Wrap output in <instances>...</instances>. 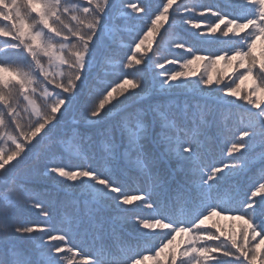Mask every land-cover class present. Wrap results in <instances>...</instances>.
I'll list each match as a JSON object with an SVG mask.
<instances>
[{
	"label": "snow or ice",
	"instance_id": "6c2138e0",
	"mask_svg": "<svg viewBox=\"0 0 264 264\" xmlns=\"http://www.w3.org/2000/svg\"><path fill=\"white\" fill-rule=\"evenodd\" d=\"M0 22V264H264V0H0Z\"/></svg>",
	"mask_w": 264,
	"mask_h": 264
},
{
	"label": "trees",
	"instance_id": "16d2710c",
	"mask_svg": "<svg viewBox=\"0 0 264 264\" xmlns=\"http://www.w3.org/2000/svg\"><path fill=\"white\" fill-rule=\"evenodd\" d=\"M159 0H152L153 5H155L156 3H158ZM201 2L203 3H215L216 0H201ZM203 19V25L201 28V31H206V25L212 22L211 17H209L207 14L205 15V17L202 18ZM2 23V22H0ZM217 36H220V42L217 43H200L197 42L196 40H193L192 37H188L189 39V43H195L196 46L200 49H209V50H216L217 48L223 47L224 44L223 42L227 40V38L223 37L220 33L216 34ZM5 39L4 37H0V40ZM213 40H215V37H212ZM130 43H131V37L128 35V31L127 30H123L120 31L117 34L114 35H109L107 37L106 40V44L111 45V52L113 55V60L117 63H119L126 55L130 54ZM200 54L202 55H207L208 52L207 51H202ZM170 59L174 58L173 56H169ZM166 67H174L173 65H166ZM203 67V66H202ZM223 67L222 62L220 64L217 65V68ZM211 71V69H209ZM159 71V70H157ZM228 74L231 75L232 74V70L229 68L227 70ZM97 76V83L93 84L89 83L88 86L85 87V89L82 92V95H87L89 94V90L91 89V92L93 94H96L100 91V88L97 87V84H102L104 86H106L107 84L112 83L113 80H115L116 78V73H114L112 71V68L110 65H104L103 67H101L98 71V75L94 74ZM250 83V81L245 82V85H242V87H247V85ZM96 102L98 103V99L96 100ZM255 111V110H254ZM81 118V112H80V108L79 105H77L76 107L73 108V110L68 114V116L66 117L65 120V124L68 126H71L74 122H78ZM235 118V117H234ZM225 148V145L223 143V141H219L217 143V145L215 146V148L213 149V152L211 154V156L208 158V162L209 163H214L219 161L220 159L224 158L223 152L222 150ZM32 155V154H30ZM34 158V156H33ZM57 162H62L64 164H68L71 166V164L73 163H77L78 161L73 160L68 158L67 156L63 157L61 159L60 154H57ZM257 172V174L259 173V169L257 168L255 170ZM131 189H136L137 187H143V185H137L136 183H132L129 186ZM58 189H54L53 191H56ZM69 192L72 193V195H76L78 196V193L73 192L71 189H69ZM61 197L64 195L63 192H60ZM44 198V197H41ZM51 197H49L50 199ZM19 214L20 216L25 220V221H39L41 218L36 214V212L30 208H26L21 206L20 210H19ZM147 214V211L145 210V213ZM54 223H56V225L58 227H61V218L59 215L54 216ZM231 220H219L218 223L221 227H223L226 230V233L228 230H231L233 227H237L241 222L240 221H236V223L234 224V226L232 225ZM211 223V222H210ZM228 228V229H227ZM186 239V237L180 236L177 237V241L176 243H179L180 241ZM37 243H39L37 241ZM52 243H56V242H52ZM73 243L81 245V241L79 239H74ZM156 243H159V240H156ZM70 246V245H69ZM82 247L84 248L85 251H92V244L91 241L87 242V243H83ZM43 254L46 255L47 254V249H43ZM145 254H149V253H145ZM61 255H64V253H61ZM147 264H154V261H148Z\"/></svg>",
	"mask_w": 264,
	"mask_h": 264
},
{
	"label": "rangeland",
	"instance_id": "374dc122",
	"mask_svg": "<svg viewBox=\"0 0 264 264\" xmlns=\"http://www.w3.org/2000/svg\"><path fill=\"white\" fill-rule=\"evenodd\" d=\"M203 65L201 64V65H199V67H200V70H203V67H202ZM236 223V221H234V222H232V225L234 226V224ZM228 229V228H227ZM229 231V230H228Z\"/></svg>",
	"mask_w": 264,
	"mask_h": 264
}]
</instances>
